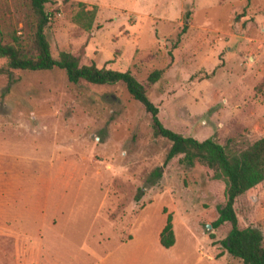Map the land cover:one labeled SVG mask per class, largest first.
I'll return each instance as SVG.
<instances>
[{
	"label": "rangeland",
	"instance_id": "1",
	"mask_svg": "<svg viewBox=\"0 0 264 264\" xmlns=\"http://www.w3.org/2000/svg\"><path fill=\"white\" fill-rule=\"evenodd\" d=\"M23 2L0 0L3 40L14 33L26 43ZM82 7L94 11L89 30L73 21ZM45 8L52 57L65 51L79 64L128 70L164 126L213 136L233 152L264 135V0H49ZM154 69L162 73L149 83ZM10 73L0 70V264L101 249L134 221L136 239L153 242L166 212L185 264H214L206 244L219 264H241L221 242L227 227H206L218 186L199 162L163 164L170 142L153 135L150 114L123 83H71L60 68ZM157 166L160 177H150ZM233 209L239 228L260 230L264 248V180Z\"/></svg>",
	"mask_w": 264,
	"mask_h": 264
},
{
	"label": "trees",
	"instance_id": "2",
	"mask_svg": "<svg viewBox=\"0 0 264 264\" xmlns=\"http://www.w3.org/2000/svg\"><path fill=\"white\" fill-rule=\"evenodd\" d=\"M48 1L24 0L22 3L30 24L29 35L25 37L26 43L24 38L21 39L14 33L9 35L8 40H3L0 31V58L5 60V67L0 70L8 74V80H11L10 70L13 69L38 71L60 68L71 83L79 80L98 85L123 83L128 94L150 114L153 135L170 142L163 164L177 160L192 168L199 162L205 178L218 186L219 193L215 194V190L213 191L218 201L210 211L212 219L209 224L211 228L227 227V233L221 239L226 252L239 259L241 264H264L260 230L251 225L239 228L233 209L237 196L264 180V135L254 138L247 146L234 152L215 141L213 136L203 140L183 136L161 124L157 117V106L148 99L143 84L128 70L97 67L93 62L79 64L76 57L65 51H60L57 58L52 57L44 34L50 19V13L45 8ZM93 17V9L82 7L74 13L73 21L83 30H89ZM161 73V69H154L147 75L146 80L154 83ZM160 175L161 166L150 172L152 178H159ZM150 181L153 184L154 181ZM210 237L213 235L210 234ZM158 240L163 247H169L174 242L170 213L166 214Z\"/></svg>",
	"mask_w": 264,
	"mask_h": 264
},
{
	"label": "crops",
	"instance_id": "3",
	"mask_svg": "<svg viewBox=\"0 0 264 264\" xmlns=\"http://www.w3.org/2000/svg\"><path fill=\"white\" fill-rule=\"evenodd\" d=\"M141 203L142 202H140L139 205L134 203L133 207L141 208L143 206ZM167 213L171 215V230L174 237V242L169 247H163L158 240L159 232L165 222L156 230L155 240L149 242L146 241L147 239L138 241L135 235L131 233V228L136 225V221H134L131 222V224L128 223L127 227L129 228L127 232L121 235L117 241L110 246L101 247V249H99V247L96 250L94 248H88L81 252L71 250L55 255L52 253L49 256L35 257L32 261H29L28 264H185V253L176 247L177 237L173 224L174 213L166 212V214ZM189 234L192 238H195L191 233ZM203 239L204 237L201 236L200 240ZM106 240H109V237H106ZM99 245L100 243L98 246ZM206 245L207 260L213 261V263L215 262L214 264H219L220 259L214 254L217 249L212 248L209 244ZM25 254H28L27 250ZM16 264L26 263L24 260H18Z\"/></svg>",
	"mask_w": 264,
	"mask_h": 264
},
{
	"label": "water",
	"instance_id": "4",
	"mask_svg": "<svg viewBox=\"0 0 264 264\" xmlns=\"http://www.w3.org/2000/svg\"><path fill=\"white\" fill-rule=\"evenodd\" d=\"M206 227H208V228H209V227H210V224H209V223H207V224H206Z\"/></svg>",
	"mask_w": 264,
	"mask_h": 264
}]
</instances>
